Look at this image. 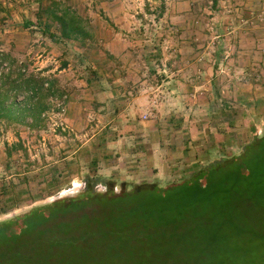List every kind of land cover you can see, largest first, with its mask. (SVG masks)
<instances>
[{
  "label": "rangeland",
  "instance_id": "374dc122",
  "mask_svg": "<svg viewBox=\"0 0 264 264\" xmlns=\"http://www.w3.org/2000/svg\"><path fill=\"white\" fill-rule=\"evenodd\" d=\"M66 11L86 36H62L53 13ZM3 101L0 220L77 196L91 179L99 192L108 180L115 191L181 181L197 166L169 176L149 162L165 153L148 152L158 128L200 165L264 133V0H0ZM206 144L209 156L194 149ZM259 231L165 239L153 264H264Z\"/></svg>",
  "mask_w": 264,
  "mask_h": 264
},
{
  "label": "trees",
  "instance_id": "16d2710c",
  "mask_svg": "<svg viewBox=\"0 0 264 264\" xmlns=\"http://www.w3.org/2000/svg\"><path fill=\"white\" fill-rule=\"evenodd\" d=\"M53 15L63 37L86 36L77 14ZM0 106L6 107L5 101ZM195 166L188 177L166 186L124 182L115 191L116 183L108 180L99 192L97 181L87 180L77 196L0 220V264H153L165 239L259 237L264 229V133L238 155ZM8 212L0 207V214ZM200 263L193 258V264Z\"/></svg>",
  "mask_w": 264,
  "mask_h": 264
},
{
  "label": "crops",
  "instance_id": "0c3cea01",
  "mask_svg": "<svg viewBox=\"0 0 264 264\" xmlns=\"http://www.w3.org/2000/svg\"><path fill=\"white\" fill-rule=\"evenodd\" d=\"M218 133H216L217 137L220 135ZM162 134H164V133H162V130H160L159 128L154 132L155 137H161L162 139H160V140L157 139V147L155 145V147H152V149L150 151H148V152H151L152 150H154V152H156L157 150H159V153L161 151L165 152L163 155H159L158 158L153 157L152 160L150 159L149 162L151 163V166H154V169H153L154 171L159 169V171L161 173V171L164 169L167 171V173H166V171H164V172L170 176L172 174L171 172L173 169H174L173 170L174 173H176L178 171L175 169V167L178 166L179 163L182 165L187 164V166H188V164H190V165L192 164L193 166H195V165H200V163L203 162L201 160V162L199 163L198 161H195L193 159H191V161H187V159L189 160L190 151L193 148H191V146L189 144L187 145L186 142L184 143V145L180 144V143H176V145H175V143L172 139L169 141H167V140L164 141ZM167 135H168V133H167ZM172 136H173V134H170V137H172ZM165 137L168 138V136H165ZM174 147H176V149H178L179 152H181V153L183 152L184 156H181V155L177 156V153L174 152ZM213 148H215V147H212L210 144L205 146V147L204 146H200L199 148L196 146L194 147L195 150L197 149L196 150L197 153H199V151H203L204 155H207V156H209V154L213 151ZM186 151H188V153ZM145 153H147V152H145ZM186 153H187V155H186ZM151 157H152L151 153H148L147 158H151Z\"/></svg>",
  "mask_w": 264,
  "mask_h": 264
}]
</instances>
